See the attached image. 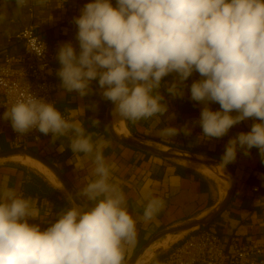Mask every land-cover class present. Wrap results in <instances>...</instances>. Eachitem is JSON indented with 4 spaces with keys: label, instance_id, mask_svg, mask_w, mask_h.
<instances>
[{
    "label": "clouds",
    "instance_id": "9594fccd",
    "mask_svg": "<svg viewBox=\"0 0 264 264\" xmlns=\"http://www.w3.org/2000/svg\"><path fill=\"white\" fill-rule=\"evenodd\" d=\"M74 23L79 53L71 42L57 52V75L66 93L94 94L91 82L98 80L102 97L115 105L114 116L136 122L168 112L160 92L164 77L177 74L165 87L173 97H183L185 81L195 71L202 78L191 84L190 93L205 105L202 137L221 138L248 118L264 121V0H116L115 7L110 0H90ZM46 50L42 40L29 42L28 51L39 57ZM210 102L220 110L213 111ZM3 118L19 136L36 130L51 134L55 143L72 133L70 150L92 158L95 178L76 194L83 204L66 194L71 206L44 230L29 223L36 218L29 200L12 189L0 190V264H123V245L135 242L136 221L123 191L110 182L115 165L103 155L104 142L94 145L79 121L65 119L31 92L22 93ZM181 132L190 135L191 129L169 126L160 135ZM238 147L245 155L258 148L264 157V123H253L228 141L223 167L236 159ZM143 199L148 201L143 219L150 221L164 201L148 190Z\"/></svg>",
    "mask_w": 264,
    "mask_h": 264
},
{
    "label": "crops",
    "instance_id": "0c3cea01",
    "mask_svg": "<svg viewBox=\"0 0 264 264\" xmlns=\"http://www.w3.org/2000/svg\"><path fill=\"white\" fill-rule=\"evenodd\" d=\"M88 2L90 0L37 1L29 5V8H32V11H29V8L18 5V0H0V56L8 51L15 53L23 51L22 44L10 40L9 35L18 33L23 26L30 23L35 25L42 38L50 43H56L58 49L61 44L71 42L79 53V42L76 38L78 29L74 18L81 14V10ZM110 2L114 7L116 6V0ZM60 67L58 61L54 75L56 84L54 97L58 109L71 116L69 121H79L85 129V135L91 136L94 145L104 142L103 155L106 161L115 165L111 170L110 182L119 185L126 198L127 210L136 221L135 242L123 245V264H129L138 251L159 233L193 220L205 219L225 201L230 184L226 190L215 175L206 176L197 171L194 166L198 162L166 159L117 142L109 132L108 112L112 102L102 97L98 80L91 82L94 94L81 98L76 92L66 93L57 75ZM201 78L199 73L194 71L185 81L183 97H173L165 86L177 80V74L172 73L164 77L160 92L164 96L162 103L168 105V112L163 117L156 115L136 122L126 120L125 129L113 114L114 131L119 137L139 141L162 150L178 151L176 153L179 154H193L221 164L228 141L241 132L250 131L252 124L257 123V119H245L234 125L221 138L202 137L199 119L205 105L192 100L190 93L191 84ZM92 105H95L94 109L90 107ZM208 106L213 111L220 110L218 103L210 102ZM171 114H174V118L168 119ZM237 114L235 111L231 113L233 116ZM93 119H98L100 124L94 126ZM185 125L191 129L190 135H184L183 132L171 138L160 135L161 130L166 127L179 129ZM72 135L69 133L59 136L55 143L52 142V137L40 142H30L27 148L56 165L79 192L95 178L93 175L95 165L91 157L70 150ZM60 146H63V151L59 150ZM12 149L10 133L7 131L1 133L0 152ZM249 151L250 154L245 155L244 150L238 147L236 159L226 165L235 180L231 199L209 225L201 226L212 229L225 245H228L232 237L264 243V160L258 148ZM219 164L208 168L223 167ZM31 178L32 173L23 165L11 161L10 157L0 158V190L12 189L18 196L29 200L31 209L36 213V218L31 219L29 223L39 224L41 230H44L62 211L54 206L53 199L57 198L61 201L66 199L54 191H42L41 194L33 195L25 193V184ZM253 188H258V192H253ZM146 190L151 191L153 197L164 201V207L150 221L143 219L144 207L148 202L143 199ZM195 229L197 228L168 234L154 242L147 251L165 239H168L170 245L159 249L152 261L166 257L174 245ZM175 237H178V240L173 242Z\"/></svg>",
    "mask_w": 264,
    "mask_h": 264
},
{
    "label": "built area",
    "instance_id": "2783aa9c",
    "mask_svg": "<svg viewBox=\"0 0 264 264\" xmlns=\"http://www.w3.org/2000/svg\"><path fill=\"white\" fill-rule=\"evenodd\" d=\"M37 1L45 0H25L21 7L29 8V5ZM28 10L32 11V8ZM34 38L42 40L47 46L43 57L28 51L29 42ZM9 39L21 43L23 51H8L0 56V134L7 131L11 135L12 148L23 149L27 148L30 142H40L52 136L43 135L36 130L19 136L13 130L11 121L3 118L4 112L22 93L31 92L37 98L52 103L67 120H70L71 116L58 109L54 97L57 44L42 38L32 23L23 26L18 33L9 35ZM252 191L258 192V188H253ZM150 264H264V243L232 237L228 245H225L212 229L199 227L174 245L166 257L155 259Z\"/></svg>",
    "mask_w": 264,
    "mask_h": 264
},
{
    "label": "water",
    "instance_id": "95a60500",
    "mask_svg": "<svg viewBox=\"0 0 264 264\" xmlns=\"http://www.w3.org/2000/svg\"><path fill=\"white\" fill-rule=\"evenodd\" d=\"M115 105L113 103H111V106L109 108V112H108V120H109V132L111 134V136L119 143L125 144L129 147L138 149L140 151L149 153V154H153V155H157L160 156L162 158H166V159H182V160H186L189 162H198L201 163L205 166L208 167H214L216 166V164H219L211 159H205L202 157H198L196 155L193 154H189V153H176L178 151H173V150H162L156 147H153L151 145L139 142V141H135L132 139H128V138H124V137H119L116 132L114 131L113 128V124H112V115H113V110H114ZM257 123H259V121L257 120ZM18 154H26L38 161H40L41 163H43L44 165H46L47 167H49L55 174L56 176L62 181V183L64 184L65 188L68 190V192L73 196V198L75 199V202L77 204H83V201L77 197V191L76 189L73 187L72 183L69 181V179L67 178V176L56 166L54 165L51 161H49L47 158L43 157L42 155L38 154L37 152L29 149V148H23V149H12L9 151H4V152H0V158H6V157H11L14 155H18ZM264 160V157H263ZM222 165V164H219ZM226 167V166H225ZM230 176V189L229 192L225 198V201L219 206V208L213 212L212 214H210L208 217H206L205 219H197V220H193L189 223L183 224V225H179L177 227L171 228V229H167L161 233H159L158 235H156L155 237H153L140 251H138V253L133 257V259L129 262V264H136V262L138 261L139 257L156 241H158L159 239H161L162 237L168 235V234H173V233H180L186 230H192L194 228H199L201 226H207L209 225L213 219L216 218V216H218V214L223 211V209L226 207V205L228 204V202L231 199L232 193L234 191V187H235V180H234V176L231 173V171L229 170L228 167H226Z\"/></svg>",
    "mask_w": 264,
    "mask_h": 264
},
{
    "label": "bare ground",
    "instance_id": "6f19581e",
    "mask_svg": "<svg viewBox=\"0 0 264 264\" xmlns=\"http://www.w3.org/2000/svg\"><path fill=\"white\" fill-rule=\"evenodd\" d=\"M116 118H117V122L125 129L126 119H122V118H119V117H116ZM116 134L118 135L117 132H116ZM10 160L15 162V163H19V164H21V165H23L25 167L34 169L40 175H42L44 178H46L49 182L54 184L56 187L64 190L65 186L62 183V181L56 176V174L49 167H47L46 165H44L40 161H38V160H36V159L26 155V154H18V155L11 156ZM194 168L197 171L201 172L202 174H204L206 176L215 175L216 178L218 179V181L224 186V188L226 190L228 189L229 184H230V178H229V175H228V172H227L226 168H224V167H216L214 169H210V168H208V166L207 167L206 166H202L199 163L196 164L194 166ZM66 191L68 192L67 189H66ZM222 200H223V196L221 195V201ZM176 240H178V237L173 238V242L176 241ZM169 243L170 242L168 241V239H165L156 248H154L152 250H149V251L146 250L147 252L145 251L139 257V259L136 262V264H148V263H150L152 261V259L155 257L157 251L159 249H161V248H167Z\"/></svg>",
    "mask_w": 264,
    "mask_h": 264
},
{
    "label": "trees",
    "instance_id": "16d2710c",
    "mask_svg": "<svg viewBox=\"0 0 264 264\" xmlns=\"http://www.w3.org/2000/svg\"><path fill=\"white\" fill-rule=\"evenodd\" d=\"M25 193H30V194H41L42 191H54L55 193H59L57 189L48 181H46L44 178L41 176L32 173V178L27 181L25 184ZM53 204L57 209L60 210H65L66 208L70 207L69 203L65 200H59L57 198L53 199ZM201 228H206V227H201Z\"/></svg>",
    "mask_w": 264,
    "mask_h": 264
},
{
    "label": "rangeland",
    "instance_id": "374dc122",
    "mask_svg": "<svg viewBox=\"0 0 264 264\" xmlns=\"http://www.w3.org/2000/svg\"><path fill=\"white\" fill-rule=\"evenodd\" d=\"M26 170H28L30 173H35V174H37V175H39V176H41L37 171H35L34 169H30V168H27V167H25V166H23ZM42 178H44L43 176H41ZM46 181H48L46 178H44ZM48 183H50L51 185H53L54 187H55V189H57V191H59V193H60V195L63 197V199H66V194H68V192L66 191V189L64 188V190H62V189H60V188H58V187H56L54 184H52L51 182H49L48 181ZM65 201H67L68 203H69V201L66 199ZM69 205H70V203H69ZM71 206V205H70ZM188 233V232H187ZM182 236H184V234H182ZM163 241V240H162ZM161 241V242H162ZM177 241V240H176ZM160 244V243H159ZM159 244H155L154 246H153V249H154V247H157ZM150 250H152V249H150Z\"/></svg>",
    "mask_w": 264,
    "mask_h": 264
}]
</instances>
